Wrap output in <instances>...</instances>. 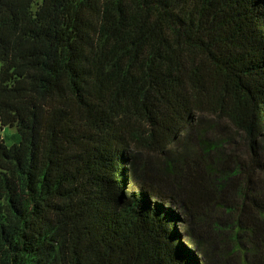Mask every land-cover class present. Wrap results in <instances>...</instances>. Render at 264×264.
Returning a JSON list of instances; mask_svg holds the SVG:
<instances>
[{"label":"trees","instance_id":"16d2710c","mask_svg":"<svg viewBox=\"0 0 264 264\" xmlns=\"http://www.w3.org/2000/svg\"><path fill=\"white\" fill-rule=\"evenodd\" d=\"M173 205L264 264V0H0V264H200Z\"/></svg>","mask_w":264,"mask_h":264},{"label":"rangeland","instance_id":"374dc122","mask_svg":"<svg viewBox=\"0 0 264 264\" xmlns=\"http://www.w3.org/2000/svg\"><path fill=\"white\" fill-rule=\"evenodd\" d=\"M222 123H225V122H222ZM227 127H229V126H227ZM6 131H9V130L6 129ZM179 146H181V152L184 149V151H185L184 153H186L185 149H186L187 143L184 141L183 142L182 141L176 142L173 146H171V148L174 149V148H178ZM184 153H182L183 156L186 155ZM131 185H133V184H132V181L130 180V182L127 185L128 188ZM172 207H173V210H175L177 212V216L179 217V220L176 222V226H177V231L179 233V236H180L182 243H184L186 245V247H189V248L191 247L192 252L195 253L197 258L200 260L199 261L200 264H209L207 256L204 257L200 248L197 246V243H194L193 240H191V229L188 227V223H192V227L196 232L200 233L202 231H205L208 228L206 222L208 221L207 216H209V214H208L209 211H207V214L203 215L202 218H197L194 215L189 216L188 213L185 212L179 206L173 205Z\"/></svg>","mask_w":264,"mask_h":264}]
</instances>
